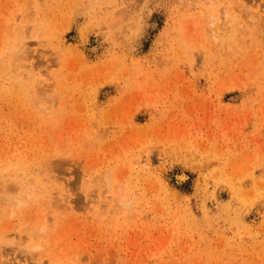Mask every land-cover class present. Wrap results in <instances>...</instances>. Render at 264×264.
I'll return each mask as SVG.
<instances>
[{"label":"rangeland","instance_id":"obj_1","mask_svg":"<svg viewBox=\"0 0 264 264\" xmlns=\"http://www.w3.org/2000/svg\"><path fill=\"white\" fill-rule=\"evenodd\" d=\"M4 190L0 264H264V0H0Z\"/></svg>","mask_w":264,"mask_h":264},{"label":"bare ground","instance_id":"obj_2","mask_svg":"<svg viewBox=\"0 0 264 264\" xmlns=\"http://www.w3.org/2000/svg\"><path fill=\"white\" fill-rule=\"evenodd\" d=\"M187 173L185 172V171H183V170H181V171H178V172H176L175 173V178H176V180L178 181V182H183V181H185L186 179H187ZM11 188V187H10ZM0 197L1 198H4L5 200L6 199H9L10 197H11V199L10 200H13V199H15V201H14V203L16 204V205H20L23 201H24V199L25 198H23V197H19V196H13V195H10L9 194V192H7V190H4V193L3 194H1L0 195ZM7 201V200H6ZM11 202V201H10ZM11 207H10V212L9 213H11V212H14V208H13V202H11L10 204H9ZM12 208V209H11ZM4 210L0 213V218H1V215H3L4 214ZM27 223H21V224H19V228H18V230L17 231H12V229L10 230V232L12 231L13 233L12 234H14V235H16L17 233L19 234V233H21L22 231H23V228L25 227V225H26ZM27 226V232H26V236L27 237H30L31 238V241L32 240H34V239H37L38 241H36V242H31V245H29L28 246V250L29 251H35V249H37V248H40V246H42V245H45V243L46 244H48L47 242H41V240H42V238L44 237H46V235H47V231H46V228H47V226L45 225V224H39V225H37V224H33V225H26ZM4 231V230H3ZM15 232H17L16 234H15ZM23 233V232H22ZM10 233H7V231H5V232H3V233H0V245H1V243H2V241H10V239L12 240V239H15V237H9V236H11V235H9ZM21 236V235H20ZM19 236V238H22V236L20 237ZM17 238H18V236H16ZM33 238V239H32ZM21 242V241H20ZM47 250H49V249H47ZM47 254V253H46ZM3 255V253L2 252H0V256H2ZM45 255V254H44ZM40 258H43V255H41V257ZM39 258V264H43V260L42 259H40ZM2 259V258H1Z\"/></svg>","mask_w":264,"mask_h":264}]
</instances>
